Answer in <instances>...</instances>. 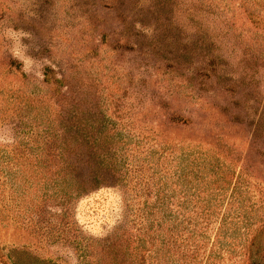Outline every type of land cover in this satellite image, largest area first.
Returning a JSON list of instances; mask_svg holds the SVG:
<instances>
[{
	"label": "rangeland",
	"instance_id": "obj_1",
	"mask_svg": "<svg viewBox=\"0 0 264 264\" xmlns=\"http://www.w3.org/2000/svg\"><path fill=\"white\" fill-rule=\"evenodd\" d=\"M185 147L229 172L221 211H246L216 264H250L264 0H0V264H135L143 233L148 264H205L183 255Z\"/></svg>",
	"mask_w": 264,
	"mask_h": 264
},
{
	"label": "trees",
	"instance_id": "obj_2",
	"mask_svg": "<svg viewBox=\"0 0 264 264\" xmlns=\"http://www.w3.org/2000/svg\"><path fill=\"white\" fill-rule=\"evenodd\" d=\"M179 157L180 176L178 179L181 194L179 207L183 217L182 228L189 235L187 250L183 255L191 257L202 253L205 264H216L224 254L229 255L230 252H234L238 244L240 248H243L242 236L249 234L246 211H237L233 216L230 215V210L224 211V213L221 211L231 178L228 179L229 172L221 168L217 161L213 163V155L201 152L197 148L195 150L185 147L181 148ZM233 188L235 191L237 190L236 183ZM170 211L172 212V210ZM220 215H222L218 226L220 234L217 235V246L213 247V238L211 240L209 233L213 231V222ZM236 231H243V233L238 234L237 237ZM260 236L261 231L253 235L248 246L250 264H264V246ZM129 240L131 238L128 237L127 242ZM236 240H238V244H236ZM209 241H211L210 248L207 246ZM147 244L149 241L144 233L131 240L128 246H132L135 251L137 258L135 264H148L149 248ZM223 246L227 247L225 251ZM167 256L165 253L156 254L157 264H162L160 261H163V264H177L174 259L169 261L171 256L168 258Z\"/></svg>",
	"mask_w": 264,
	"mask_h": 264
}]
</instances>
